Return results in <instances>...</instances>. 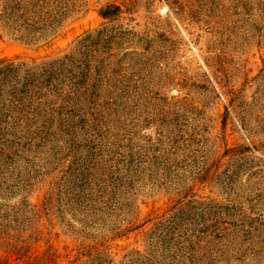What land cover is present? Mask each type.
<instances>
[{
    "label": "rangeland",
    "instance_id": "obj_1",
    "mask_svg": "<svg viewBox=\"0 0 264 264\" xmlns=\"http://www.w3.org/2000/svg\"><path fill=\"white\" fill-rule=\"evenodd\" d=\"M0 264H264V0H0Z\"/></svg>",
    "mask_w": 264,
    "mask_h": 264
}]
</instances>
